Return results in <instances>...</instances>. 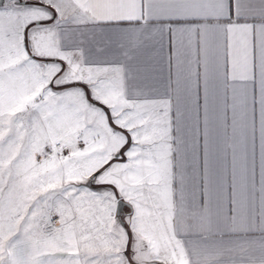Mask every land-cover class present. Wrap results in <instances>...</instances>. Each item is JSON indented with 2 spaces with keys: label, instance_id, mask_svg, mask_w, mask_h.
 Returning a JSON list of instances; mask_svg holds the SVG:
<instances>
[{
  "label": "snow or ice",
  "instance_id": "snow-or-ice-1",
  "mask_svg": "<svg viewBox=\"0 0 264 264\" xmlns=\"http://www.w3.org/2000/svg\"><path fill=\"white\" fill-rule=\"evenodd\" d=\"M0 264H264V0H0Z\"/></svg>",
  "mask_w": 264,
  "mask_h": 264
}]
</instances>
